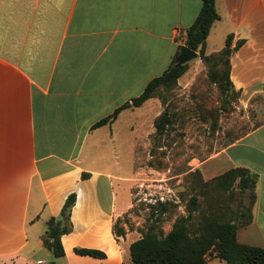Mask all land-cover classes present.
I'll use <instances>...</instances> for the list:
<instances>
[{"label": "crops", "instance_id": "crops-1", "mask_svg": "<svg viewBox=\"0 0 264 264\" xmlns=\"http://www.w3.org/2000/svg\"><path fill=\"white\" fill-rule=\"evenodd\" d=\"M216 8L207 54L221 51L231 34L233 48L245 40L230 77L249 104L264 97V0H216ZM201 9V0H0V264H49L43 237L71 194L72 232L55 264H132L130 247L141 233L122 222L125 236L117 237L114 225L134 206L123 184L135 180L83 153H119L116 124L157 100L93 127L175 65ZM221 25L227 32L218 33ZM193 62L203 66L200 56ZM154 132L135 138L132 153ZM223 154L230 169L257 176L253 219L237 239L264 248V123Z\"/></svg>", "mask_w": 264, "mask_h": 264}, {"label": "rangeland", "instance_id": "rangeland-1", "mask_svg": "<svg viewBox=\"0 0 264 264\" xmlns=\"http://www.w3.org/2000/svg\"><path fill=\"white\" fill-rule=\"evenodd\" d=\"M218 29V33L227 32L222 25ZM209 45L212 49V43ZM190 63L186 64L188 70L192 68L190 76L185 74L169 90L160 89L156 104L149 102L116 124L119 153H83L92 161L98 159V167L118 170L121 176L135 180L123 184L130 199L131 191L134 196V206L122 221L132 231L146 230L159 216L161 204H171L165 220L158 224L165 233L189 212L196 228L203 218L233 221L237 210L245 212L249 205V194L240 197L237 185L233 192L221 194L204 183L229 171L225 149L264 123V97H255L247 104L241 93L237 96L227 88L220 91L209 80L204 64ZM166 111L171 118L167 133L157 136L154 132L139 142L137 153H132L134 139L154 130L155 120ZM208 260L209 264H226L214 253Z\"/></svg>", "mask_w": 264, "mask_h": 264}, {"label": "trees", "instance_id": "trees-1", "mask_svg": "<svg viewBox=\"0 0 264 264\" xmlns=\"http://www.w3.org/2000/svg\"><path fill=\"white\" fill-rule=\"evenodd\" d=\"M202 9L195 23L186 32L185 45L197 52L202 63L209 70V80L218 86L220 91L231 89L238 96L231 81V57L245 44V40L238 41L233 48L234 35L226 39L225 47L217 52L207 54V39L220 16L216 8V0H201ZM176 65V62H175ZM170 68L162 77L153 80L144 90L142 95L118 109L111 117L97 123L93 128L97 129L114 122L120 112L130 108H140L146 102L158 97L160 89H171L176 86L178 80L188 71V65L183 69L176 66ZM171 124V118L167 111L161 114L154 122L155 135L163 136L167 133V127ZM260 127V126H259ZM257 127V128H259ZM256 129V128H255ZM83 179L89 174H83ZM212 186L214 191L221 194L233 192L237 185L238 195L241 197L249 194L250 202L245 206V212L238 209V217L233 221H218L211 218H203L198 227L192 226V213L187 217H179L168 233L158 226L164 221V215L169 212L170 205L161 204L159 216L152 221L148 228L141 231V238L130 247L132 264H209L208 257L215 254L216 258L226 264H264V248L244 245L238 242L237 233L240 228L248 226L252 222V210L256 203L257 176L249 169L232 168L224 174L204 183ZM77 196L71 194L63 206L60 216L63 220L52 218L48 222V230L43 237L45 247L54 253L56 259L65 256L62 245V237L72 232L71 215ZM193 205H196L195 202ZM122 221L114 225V233L117 237L125 236L121 226ZM80 256H88L96 259H106L105 253L92 249H75ZM49 264H55L51 262Z\"/></svg>", "mask_w": 264, "mask_h": 264}, {"label": "water", "instance_id": "water-1", "mask_svg": "<svg viewBox=\"0 0 264 264\" xmlns=\"http://www.w3.org/2000/svg\"><path fill=\"white\" fill-rule=\"evenodd\" d=\"M199 58V54L193 50H191L188 46H182L180 49L179 56L176 60V67L179 69H183L184 66L196 59ZM59 220H63V217H59ZM56 257L54 253L52 252L50 263L55 262Z\"/></svg>", "mask_w": 264, "mask_h": 264}]
</instances>
